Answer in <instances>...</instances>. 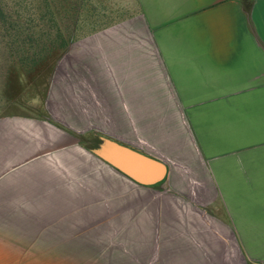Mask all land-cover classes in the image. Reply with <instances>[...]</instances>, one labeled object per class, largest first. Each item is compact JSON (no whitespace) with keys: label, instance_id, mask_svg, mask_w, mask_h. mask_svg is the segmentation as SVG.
<instances>
[{"label":"crops","instance_id":"obj_1","mask_svg":"<svg viewBox=\"0 0 264 264\" xmlns=\"http://www.w3.org/2000/svg\"><path fill=\"white\" fill-rule=\"evenodd\" d=\"M0 6V264L264 263V0Z\"/></svg>","mask_w":264,"mask_h":264},{"label":"water","instance_id":"obj_2","mask_svg":"<svg viewBox=\"0 0 264 264\" xmlns=\"http://www.w3.org/2000/svg\"><path fill=\"white\" fill-rule=\"evenodd\" d=\"M95 152L113 167L142 184L159 182L166 174V167L160 160L111 140H104Z\"/></svg>","mask_w":264,"mask_h":264},{"label":"trees","instance_id":"obj_3","mask_svg":"<svg viewBox=\"0 0 264 264\" xmlns=\"http://www.w3.org/2000/svg\"><path fill=\"white\" fill-rule=\"evenodd\" d=\"M26 10V9H25ZM25 10H23V12L20 11V7L13 9L11 11L12 15H20L21 13H24ZM28 13L31 14L33 12H31V9H28ZM4 11L0 6V16H4ZM12 28L15 29L16 24H11ZM35 28H31V26L28 28V30H32V33H30V36L28 35V37L26 39L20 40V42L22 43L21 47H16L14 46V48H16L17 51H21L20 54H18V59L22 62V63H34L36 61L37 58L41 57V52L47 50L46 46L47 43L51 44L53 42V40H47V39H43V38H38L35 35ZM18 39H12L13 43L18 42ZM24 44H26L27 46H25ZM38 53V54H37Z\"/></svg>","mask_w":264,"mask_h":264},{"label":"rangeland","instance_id":"obj_4","mask_svg":"<svg viewBox=\"0 0 264 264\" xmlns=\"http://www.w3.org/2000/svg\"><path fill=\"white\" fill-rule=\"evenodd\" d=\"M2 1V0H1ZM5 63H0V81H1V78H2V76H5L6 75V73H9L10 71H8V70H6L5 69ZM257 264V263H256ZM258 264H264V263H258Z\"/></svg>","mask_w":264,"mask_h":264}]
</instances>
